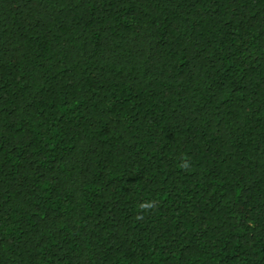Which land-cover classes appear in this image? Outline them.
<instances>
[{
    "label": "trees",
    "instance_id": "16d2710c",
    "mask_svg": "<svg viewBox=\"0 0 264 264\" xmlns=\"http://www.w3.org/2000/svg\"><path fill=\"white\" fill-rule=\"evenodd\" d=\"M0 264H264V0H0Z\"/></svg>",
    "mask_w": 264,
    "mask_h": 264
}]
</instances>
